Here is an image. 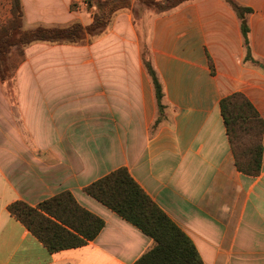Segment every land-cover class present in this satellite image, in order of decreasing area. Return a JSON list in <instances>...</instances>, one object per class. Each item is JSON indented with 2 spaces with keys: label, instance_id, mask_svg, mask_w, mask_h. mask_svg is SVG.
I'll return each mask as SVG.
<instances>
[{
  "label": "crops",
  "instance_id": "0c3cea01",
  "mask_svg": "<svg viewBox=\"0 0 264 264\" xmlns=\"http://www.w3.org/2000/svg\"><path fill=\"white\" fill-rule=\"evenodd\" d=\"M21 1L27 30L94 20L87 0ZM235 1L251 10V58L231 5L192 0L162 13L123 9L79 43L34 42L12 88L0 75V264H135L153 239L85 192L122 167L204 264H264V150L259 176L240 172L220 108L242 93L264 120V0ZM63 192L105 226L51 253L9 206Z\"/></svg>",
  "mask_w": 264,
  "mask_h": 264
},
{
  "label": "trees",
  "instance_id": "16d2710c",
  "mask_svg": "<svg viewBox=\"0 0 264 264\" xmlns=\"http://www.w3.org/2000/svg\"><path fill=\"white\" fill-rule=\"evenodd\" d=\"M151 1L158 13L169 11L192 0ZM242 19V33L251 58L249 28L245 20L251 10L235 0H225ZM94 7V20L84 27L75 23L69 27L24 29L21 0H11V18L0 22V75L12 88L16 69L24 60L27 46L34 42L79 43L87 37L102 34L113 16L131 8V0H87ZM18 55L22 60L12 61ZM145 66L152 78L160 109L162 88L150 61ZM226 134L236 166L247 176L257 177L263 163L264 120L242 93H234L220 102ZM85 192L130 222L153 239V246L135 264H204L188 235L149 197L129 170L119 168L85 188ZM9 212L19 220L51 252L78 248L93 241L105 222L83 208L69 192H63L37 207L23 201L9 206Z\"/></svg>",
  "mask_w": 264,
  "mask_h": 264
},
{
  "label": "rangeland",
  "instance_id": "374dc122",
  "mask_svg": "<svg viewBox=\"0 0 264 264\" xmlns=\"http://www.w3.org/2000/svg\"><path fill=\"white\" fill-rule=\"evenodd\" d=\"M152 1H167V0H152ZM131 9L134 10L136 16H139L141 14V11L143 9H150L155 12H158L157 9H154V7L151 6L150 0H131ZM11 0H0V22L7 21L11 18ZM22 58H20L18 55L14 56L12 61H14L16 64L20 62Z\"/></svg>",
  "mask_w": 264,
  "mask_h": 264
}]
</instances>
